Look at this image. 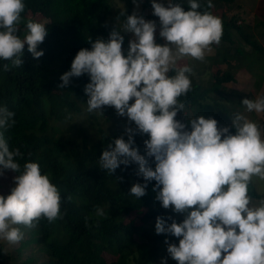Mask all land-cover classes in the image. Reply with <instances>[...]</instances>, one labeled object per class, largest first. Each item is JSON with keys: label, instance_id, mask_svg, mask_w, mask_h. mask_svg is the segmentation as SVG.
I'll return each mask as SVG.
<instances>
[{"label": "clouds", "instance_id": "obj_1", "mask_svg": "<svg viewBox=\"0 0 264 264\" xmlns=\"http://www.w3.org/2000/svg\"><path fill=\"white\" fill-rule=\"evenodd\" d=\"M140 2L133 0L137 10L131 15L120 13L125 17L123 33L132 36L128 48H122L124 36L116 27L107 40L89 38L91 49L78 51L58 87L87 74L88 112L103 115L105 106H110L127 117L128 139L120 136L109 143L99 158L100 167L112 174L121 164H137V175L145 183L133 184L129 194L139 199L146 194L147 182L155 181V200L183 216L181 222L158 216L155 223L157 234L179 239L178 244L165 240L167 254L177 264H264V198L253 203L249 195L254 178L264 181L259 126L240 113L231 117L230 126H218L210 116L187 123L176 119L185 108L180 98L192 88V68L178 66V60L190 56L204 61L205 52L221 40L222 20L207 10L213 8L211 0L204 11L198 0H188L187 11L173 0H151L159 36L165 41L159 44L157 22L138 13ZM25 8L24 0H0V60L10 61L12 67L23 65L25 45L35 59L44 55L37 47L47 28L33 19L25 21ZM22 22L23 38L18 34ZM3 67L10 70L8 64ZM242 105L249 113H264V96L245 98ZM13 117L0 106V129L11 127ZM133 122L135 128L130 126ZM136 134L149 137L144 145L154 168L134 146ZM17 157H22L20 149L10 150L0 131V166L17 173L10 194L0 195V240L12 245L24 238L19 225L31 229L42 217L51 223L62 215L60 192L49 176L41 174L37 162L21 166ZM96 214L103 215V209L97 207Z\"/></svg>", "mask_w": 264, "mask_h": 264}, {"label": "trees", "instance_id": "obj_2", "mask_svg": "<svg viewBox=\"0 0 264 264\" xmlns=\"http://www.w3.org/2000/svg\"><path fill=\"white\" fill-rule=\"evenodd\" d=\"M24 2V20L44 23L48 34L37 47V51L44 53L40 58L35 59L25 45L21 67H12L10 61L0 60V106L13 112L15 121L11 127L0 131H3L10 150L20 149L22 157L16 159L21 166L25 162H37L41 174H47L58 188L62 215L51 223L42 217L31 229L20 225L24 238L18 244L9 245L12 246L11 252L0 244V264H7L11 257L12 264H161L164 258L167 264H177L168 256L165 244L166 239L175 237L155 232L156 218L170 216L169 209H164L155 200L153 187L156 182H147L146 194L138 199L129 194L133 184L145 183L143 177L137 175V164H121L112 174L100 167L99 158L107 145L120 136L128 139V135H122L121 128L114 129L109 123V119L120 117L114 107L108 106L110 111L103 110V115L88 112V97L84 92L85 85L90 82L87 74L71 78L70 84L64 88L58 87L62 83L61 75L70 70L78 51L91 49L89 38L92 41L98 37L107 40L116 27L124 36L122 48H128L131 33H123L125 17L120 13L126 11L131 15L136 9L133 0ZM173 2L188 10V0ZM198 2L202 5L199 10L204 11L207 0ZM211 2L230 9L234 4V0ZM120 4L124 9L118 8ZM140 4V10L151 7L148 0H141ZM146 17V20H154L151 14ZM219 18L223 25L220 42L226 44L221 43L222 48L218 50L227 51L231 67L233 61L236 68H248L239 66V61L244 59L259 64L264 49L247 32L248 28L244 32L224 12ZM261 20L257 28H264V15ZM25 31L22 22L18 32L21 38ZM234 32L240 39L234 40ZM156 41L163 43L159 33ZM241 45L251 46L253 52L243 54ZM4 64H8L10 70L5 71ZM190 79L192 88L180 99L185 108L192 111V119L210 116L220 123L227 102L222 85L234 80L231 70L216 71L206 81L195 80L192 76ZM221 101H225L224 104ZM260 124L264 139V120ZM231 131L234 134L235 130ZM148 138L146 134L134 135V146L141 147L140 153L152 164L144 145ZM0 171L13 177L17 175L3 168ZM254 181L260 182L257 178ZM8 194L10 192L2 195L6 197ZM249 195L256 203L264 198V191H257L252 183ZM97 207L103 209V215L96 214ZM132 212L137 213L131 215ZM128 216L132 218L126 219ZM167 222L171 223L170 220ZM106 254L114 260L106 261Z\"/></svg>", "mask_w": 264, "mask_h": 264}, {"label": "rangeland", "instance_id": "obj_3", "mask_svg": "<svg viewBox=\"0 0 264 264\" xmlns=\"http://www.w3.org/2000/svg\"><path fill=\"white\" fill-rule=\"evenodd\" d=\"M151 4V0H148ZM166 3L167 0H164ZM213 8L211 11L216 16H221L224 12L228 16V18L234 19V22L241 26L242 30L245 32L246 28H248V33L251 34L254 39H256L258 45L264 49V28L261 26L257 28L256 26L260 25L262 21V17L264 15V0H234L233 8H227L218 3H212ZM141 4L139 5L138 13L143 16V18H147L146 16L151 14L153 15L152 7L142 8L140 10ZM120 10L124 9L122 5L118 7ZM225 8L227 9L225 11ZM137 10V9H135ZM154 16V15H153ZM154 21L156 20L159 23V18L154 16ZM159 25H157L156 35L159 33ZM234 40L238 38V33L234 32ZM263 36V37H261ZM132 38L131 34L129 35L128 40ZM240 39V37L238 38ZM163 43H165L162 38ZM221 43L224 45L226 43L219 42V44L211 45V50L205 52V60L198 61L190 56L182 57L178 60V66H189L192 68V73L190 76L194 77L195 80L203 79L204 81L210 79V77L216 71H225L227 68L231 70L234 80L224 83L222 88H224V95L227 99V102L221 101L223 104L225 102V108L222 113L223 119L218 126H230L231 125V117L240 113L245 115L248 119L257 123V125L261 129L260 122L264 120L263 113H255V112H247L245 106L242 105V100L247 99H256L258 96H261L264 91V57L262 61L258 64V62H248V60L244 59L243 61H239V66L246 65L248 68L234 67V62L231 61L232 67L228 60V53L226 50H218L222 48ZM243 54L252 53L251 46L241 45ZM224 58L226 61H224ZM229 100V101H228ZM88 106H86V109ZM104 110L110 111L108 106L104 108ZM97 114V112H94ZM176 118H180L183 122L187 123V120H191L193 118L192 111L188 108H184L182 112L178 113ZM109 123L112 125L114 129H122V135H127L125 132L126 125H128L127 117H113V119H109ZM125 125V126H124ZM131 127L135 128V124L132 123ZM262 136V135H261ZM263 139V137H262ZM139 153L142 152V148L140 147ZM143 155L142 153H140ZM150 164V163H149ZM152 167H155L154 163L150 164ZM2 168V166H0ZM13 181V176L10 174L0 175V195L5 194L6 192H10L11 188L15 185L11 182ZM257 188V191H264V181H260L259 183L253 182ZM141 212V211H140ZM137 212H132L131 215H135ZM169 214L172 216L177 222H181L183 220V216L181 214H177L169 209ZM132 218L128 216L126 219ZM20 226V225H19ZM22 226V225H21ZM23 230V228H21ZM170 242H174L176 244L179 243L178 238H170L168 239ZM0 244L3 246L4 250L12 251V246L9 247V243L4 240H0ZM12 245V244H11ZM165 251V250H163ZM106 261L114 260V257L110 255H104ZM7 264L13 263V257L6 261Z\"/></svg>", "mask_w": 264, "mask_h": 264}]
</instances>
